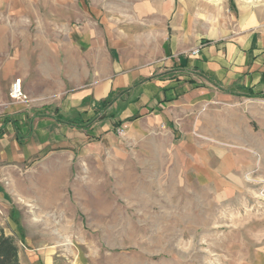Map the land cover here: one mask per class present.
Instances as JSON below:
<instances>
[{
  "label": "rangeland",
  "instance_id": "374dc122",
  "mask_svg": "<svg viewBox=\"0 0 264 264\" xmlns=\"http://www.w3.org/2000/svg\"><path fill=\"white\" fill-rule=\"evenodd\" d=\"M251 11L264 18V0H0V24L23 13L35 39L68 44L77 29L84 57L97 39L114 60L144 64L160 58L172 37L233 31ZM203 114L214 121L200 117L193 137L218 160L213 178L223 159L211 146L225 151L224 189L177 163H148L116 127L115 136L84 143L75 155L2 169L9 203L0 218L20 225L28 248L40 246L52 264H264V98Z\"/></svg>",
  "mask_w": 264,
  "mask_h": 264
},
{
  "label": "crops",
  "instance_id": "0c3cea01",
  "mask_svg": "<svg viewBox=\"0 0 264 264\" xmlns=\"http://www.w3.org/2000/svg\"><path fill=\"white\" fill-rule=\"evenodd\" d=\"M23 18L14 14L10 25L0 24V176L2 169L22 171L51 155H75L84 143L111 138L116 127H123L138 151L148 154V163H177L182 172H196L224 189L231 170L225 151L211 146L215 158L223 159L213 178L211 164L218 160L202 150L205 144L192 130L200 117L214 121L203 114L212 106L264 98V18L257 12L246 13L233 31L211 38L180 42L172 37L160 58L144 64L114 60L113 51L97 39H91L84 57L77 29L68 44L60 36L53 43L35 39L31 22L28 26ZM84 34L92 35L90 30ZM17 80L23 100L11 98ZM111 94L116 100L101 109ZM56 111L95 121L88 131L75 129L58 123ZM170 146L176 153L165 155ZM8 203L9 192L0 183V212ZM0 226L14 237L22 264H52L40 246L28 248L31 241L21 235L20 225L7 217L0 218Z\"/></svg>",
  "mask_w": 264,
  "mask_h": 264
},
{
  "label": "trees",
  "instance_id": "16d2710c",
  "mask_svg": "<svg viewBox=\"0 0 264 264\" xmlns=\"http://www.w3.org/2000/svg\"><path fill=\"white\" fill-rule=\"evenodd\" d=\"M116 100L110 95L101 103V109L107 108ZM55 119L58 123L71 126L75 129L88 131L95 121V117L85 120L82 115H65L56 111ZM119 125V124H117ZM0 264H22L19 260L18 247L14 237L6 235L0 226Z\"/></svg>",
  "mask_w": 264,
  "mask_h": 264
},
{
  "label": "built area",
  "instance_id": "2783aa9c",
  "mask_svg": "<svg viewBox=\"0 0 264 264\" xmlns=\"http://www.w3.org/2000/svg\"><path fill=\"white\" fill-rule=\"evenodd\" d=\"M200 53V49L194 50L192 52V54L198 55ZM11 98L14 100H23L24 96H23V92H22V87H21V80H17L15 81V83L12 84V88H11ZM117 135L119 137H125L126 136V130L123 127H119L117 129Z\"/></svg>",
  "mask_w": 264,
  "mask_h": 264
},
{
  "label": "bare ground",
  "instance_id": "6f19581e",
  "mask_svg": "<svg viewBox=\"0 0 264 264\" xmlns=\"http://www.w3.org/2000/svg\"><path fill=\"white\" fill-rule=\"evenodd\" d=\"M60 176H62L61 170H58V172H56V178L59 180ZM249 181H252L250 178H248Z\"/></svg>",
  "mask_w": 264,
  "mask_h": 264
}]
</instances>
